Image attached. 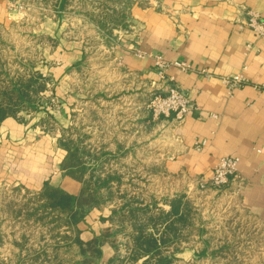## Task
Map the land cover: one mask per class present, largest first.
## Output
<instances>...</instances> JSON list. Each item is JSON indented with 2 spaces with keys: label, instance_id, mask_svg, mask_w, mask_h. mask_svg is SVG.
Returning <instances> with one entry per match:
<instances>
[{
  "label": "rangeland",
  "instance_id": "rangeland-1",
  "mask_svg": "<svg viewBox=\"0 0 264 264\" xmlns=\"http://www.w3.org/2000/svg\"><path fill=\"white\" fill-rule=\"evenodd\" d=\"M1 1L0 107L19 133L0 143V264H264V224L233 190L166 174L171 130L147 105L175 87L176 62L141 49L134 17L162 0ZM145 59L155 79L128 64ZM53 189L76 197L69 208L51 206ZM174 198L180 219L165 216Z\"/></svg>",
  "mask_w": 264,
  "mask_h": 264
},
{
  "label": "crops",
  "instance_id": "crops-1",
  "mask_svg": "<svg viewBox=\"0 0 264 264\" xmlns=\"http://www.w3.org/2000/svg\"><path fill=\"white\" fill-rule=\"evenodd\" d=\"M162 3L166 7L164 13L151 6L134 15L144 27L140 46L165 60L185 62L192 68L189 72L172 68L168 76L175 86L188 92L194 103L182 123L162 122L171 130L169 143L173 146L172 154L164 161L166 174L210 179L218 159L235 157L239 179L226 188L233 190L245 210L264 224V37L257 38L243 27L248 11L264 17V0ZM3 9L4 2L0 0V17ZM64 58L73 59L76 64L81 60L78 50L65 53ZM128 64L131 70L155 79L149 59ZM233 76L242 77L244 84L229 93L223 79ZM3 121L0 143L5 144L4 131L5 136L12 128L19 131L10 118ZM135 130L131 133L136 142L130 143L133 149L141 145L140 135L136 136L139 125ZM122 132L121 137L127 133ZM153 132L147 135L155 136ZM118 144L120 149L127 148L123 147V140Z\"/></svg>",
  "mask_w": 264,
  "mask_h": 264
},
{
  "label": "built area",
  "instance_id": "built-area-1",
  "mask_svg": "<svg viewBox=\"0 0 264 264\" xmlns=\"http://www.w3.org/2000/svg\"><path fill=\"white\" fill-rule=\"evenodd\" d=\"M5 1V0H4ZM247 19L244 22V28L250 30L257 38L264 37V17L248 11L246 12ZM160 70L165 71L170 64L158 62ZM171 66L179 70L189 72L192 68L186 63H174ZM207 76L208 73L201 72ZM171 82L173 79H169ZM229 93L243 87L244 81L240 76L226 77L223 79ZM147 108L152 115L154 121L163 123L174 122L176 125L182 123L186 116L194 109V103L190 99L187 91L178 88L177 86L169 89L165 94L152 96L149 100ZM198 148V147H197ZM237 162L235 157H221L212 170L210 179H199L197 184L200 187H211L215 190H220L227 187L230 183L236 182L239 179L237 175Z\"/></svg>",
  "mask_w": 264,
  "mask_h": 264
},
{
  "label": "trees",
  "instance_id": "trees-1",
  "mask_svg": "<svg viewBox=\"0 0 264 264\" xmlns=\"http://www.w3.org/2000/svg\"><path fill=\"white\" fill-rule=\"evenodd\" d=\"M5 109H3V107H0V123L8 118V115H5ZM51 194L50 197L55 198L57 197V201H55L54 203L51 204L52 207H54L55 209H65V208H69L70 207V203L71 201H73L74 198L67 193H64L61 190H57V189H53L51 190ZM181 199L180 198H174L169 202V211L165 212V216L166 218L175 217V218H181L182 216V209H181ZM173 228V223L168 225L167 229H171ZM108 231V230H106ZM146 239H143V237L141 236L140 233H138L136 235V241L139 244V249L138 250H142L141 252L146 253L147 254H152L154 252L157 251V249L160 246V240L159 239H153L150 237H145ZM136 247V245L134 246ZM134 253H136V251L134 250ZM141 254H138V256H135L134 258H132V262L135 261H140L141 260ZM140 258V260H138L137 258ZM143 264V263H142Z\"/></svg>",
  "mask_w": 264,
  "mask_h": 264
}]
</instances>
